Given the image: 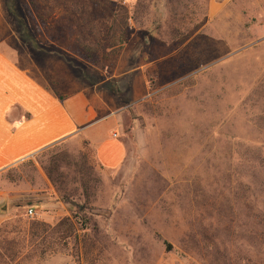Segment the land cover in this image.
Returning a JSON list of instances; mask_svg holds the SVG:
<instances>
[{
	"label": "rangeland",
	"instance_id": "1",
	"mask_svg": "<svg viewBox=\"0 0 264 264\" xmlns=\"http://www.w3.org/2000/svg\"><path fill=\"white\" fill-rule=\"evenodd\" d=\"M25 1L0 0V47L92 97L125 156L104 169L74 133L0 170V264H264V0H35L46 36ZM76 33L93 63L65 48Z\"/></svg>",
	"mask_w": 264,
	"mask_h": 264
},
{
	"label": "crops",
	"instance_id": "2",
	"mask_svg": "<svg viewBox=\"0 0 264 264\" xmlns=\"http://www.w3.org/2000/svg\"><path fill=\"white\" fill-rule=\"evenodd\" d=\"M226 1L208 0V10L213 13ZM8 17L0 2V44L7 28L14 30ZM55 83L54 93L20 70L0 47V170L74 133L94 148L98 165L117 168L125 147L110 131L109 116L80 88L61 91L62 81L55 77Z\"/></svg>",
	"mask_w": 264,
	"mask_h": 264
},
{
	"label": "trees",
	"instance_id": "3",
	"mask_svg": "<svg viewBox=\"0 0 264 264\" xmlns=\"http://www.w3.org/2000/svg\"><path fill=\"white\" fill-rule=\"evenodd\" d=\"M25 4V12L34 22L35 30L46 36L48 31L51 29L50 24L47 19H45L46 14H44V11L37 6L35 0H26ZM105 11L107 14L105 21H108L110 23L109 25H112V30H114L112 36L117 33L122 38V34H125L128 29L125 7L120 4L109 3L108 6H106ZM71 34H73V31H71ZM66 39L69 42V44L65 47L68 51L86 62L93 63L95 61L97 58L96 52L88 38H85L81 33H76L74 37L67 35ZM122 42L123 41L119 42V44ZM115 46V43H110L108 48L112 50ZM5 257H7V255L0 252V263L4 261Z\"/></svg>",
	"mask_w": 264,
	"mask_h": 264
},
{
	"label": "built area",
	"instance_id": "4",
	"mask_svg": "<svg viewBox=\"0 0 264 264\" xmlns=\"http://www.w3.org/2000/svg\"><path fill=\"white\" fill-rule=\"evenodd\" d=\"M118 1H120V2L123 3V2H125L126 0H118ZM26 214L29 215V216L32 215V210H31L30 208H28V209L26 210Z\"/></svg>",
	"mask_w": 264,
	"mask_h": 264
},
{
	"label": "water",
	"instance_id": "5",
	"mask_svg": "<svg viewBox=\"0 0 264 264\" xmlns=\"http://www.w3.org/2000/svg\"><path fill=\"white\" fill-rule=\"evenodd\" d=\"M4 211H5V204L2 203V204L0 205V213H3Z\"/></svg>",
	"mask_w": 264,
	"mask_h": 264
}]
</instances>
